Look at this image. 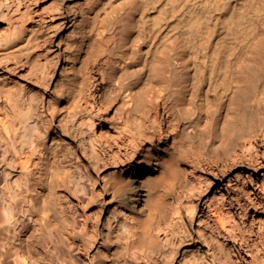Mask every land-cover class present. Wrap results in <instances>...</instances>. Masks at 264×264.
Wrapping results in <instances>:
<instances>
[{
	"label": "bare ground",
	"instance_id": "1",
	"mask_svg": "<svg viewBox=\"0 0 264 264\" xmlns=\"http://www.w3.org/2000/svg\"><path fill=\"white\" fill-rule=\"evenodd\" d=\"M37 2L44 17L28 9L0 34V157H27L21 186L5 177L0 188V224L31 219L0 232V264L170 263L191 234L188 213L197 249L179 264L198 253L203 264H240V253L264 264V184L252 169L260 149L264 157V0H85L69 21L56 0ZM64 20L71 34L49 57ZM60 64L61 94L44 97ZM215 151L253 178L197 216L188 168ZM88 165L110 199L102 248L84 261L65 183L89 197ZM250 208L255 231L234 211L245 218Z\"/></svg>",
	"mask_w": 264,
	"mask_h": 264
},
{
	"label": "rangeland",
	"instance_id": "2",
	"mask_svg": "<svg viewBox=\"0 0 264 264\" xmlns=\"http://www.w3.org/2000/svg\"><path fill=\"white\" fill-rule=\"evenodd\" d=\"M84 1L85 0H64V1L56 0V3L60 4V8L62 9V11L68 14L67 21H69V15L71 16L76 9L74 7L77 6L79 3L82 4ZM16 3L11 4L10 0H0V11L2 12V13L0 12L2 14L1 16L2 18L0 19V32H1L0 34H3L4 30L8 29L7 26L11 25L10 22H12L13 24L14 22L17 21L19 22L20 20L24 19L23 13L28 9L30 10L37 9V13L35 15L44 17L43 5L41 2H37V0H24L21 3H17L19 7H17ZM20 17L22 18L19 19ZM64 21L67 27L61 30L58 29L59 31H57V33H55V35L48 42L51 50V54L49 55V57H54L57 55V52L62 51L63 45H62V41L59 40L60 37L65 39L71 34L70 32L71 29L68 28L70 23L67 22L66 20ZM5 62L6 60L5 61L3 60L0 62V64L1 63L4 64ZM61 66L62 64H60L58 67L53 69L52 78L48 80L47 83L42 87L44 91L42 92L44 94V97L55 96V98H57L61 94V89H55V84L57 83V79L59 78ZM36 93L38 94L40 92H36ZM96 100H98V97ZM115 107H117V105L114 106L112 110L108 111L107 114L110 116L114 114ZM160 113L163 114L162 108L160 110ZM47 114H48L47 118L51 119V116L49 115L50 114L49 110H47ZM95 134L96 136H99L98 128H96ZM165 141L166 143L170 144L171 139ZM156 143H158V141H156ZM75 145L76 148L78 149V152L81 154L80 148L79 146H77V143ZM219 151H215L214 157H211L208 161L199 160V157L197 159L198 156L197 155L194 158L195 160L189 165L190 167L188 168L189 170L188 187L190 188V193H191L190 203H192L195 206V213H197V216L200 215L201 213L200 210L203 207H205L204 206L205 202L214 203L222 198H227V197L231 198L234 192H238L241 186L247 184L249 178H253V174L249 171V169L241 167L238 163H235L234 161L232 162L230 161L228 163L227 160H229V158L223 155L222 153H220ZM261 151L262 150L260 149L259 151L260 156L258 155V157L260 158H257V161L253 163L254 168L252 167V169H255V172L257 173L256 178L258 179V181L264 184V157ZM3 157L2 156L0 157V188L5 185L4 179L5 177H7L9 185L12 186L14 189H17L18 187L21 186L24 177L22 167L27 162V157L26 155L25 156L22 155L20 159L11 160V156L9 155V153H6L5 156ZM88 167L92 173L91 190H93L89 194V197H87L86 199L81 198L79 192L78 193L73 192L72 183L70 181H67V183H65L66 187L70 189L73 198L76 200L79 206V213L77 214V218H78L77 228L78 230L81 231V235H82L81 241L83 244L82 246L83 250L81 251V257L84 259V261L92 260L94 256L98 255L99 249L102 248L100 232L102 230L103 221L106 217V206L103 207L102 200L103 202H105L107 198L110 199L109 196L105 198L104 193L106 192V190L103 187L102 175L95 172L90 165H88ZM1 197L2 196L0 195V200ZM13 203L15 205L20 206L19 199H16V201L15 202L13 201ZM252 210L253 208H250V214L247 217H245L246 218L245 219L241 215H239V211L234 209V211H236L235 213L238 223L243 224L246 221L243 225H246L247 228L251 226L250 228L254 230L255 225L250 224L251 216L253 217V215L255 214V212ZM190 214L188 213V216H186V221L189 223L191 234L187 236L183 244L178 247V253L175 255L173 262L166 264H179L184 261H189L191 259L192 253L195 252L194 251V249L196 248L195 239L197 235L196 221L194 220L193 223H191L190 217H192L191 216L192 214L191 215ZM13 222L14 225L1 223L0 232L4 233L6 232V230H12V228L19 229L25 225L26 227H28L31 222V219L29 220V222H27L25 220V217L22 216L20 213H18V215L14 217ZM247 232H244L245 234L243 235L245 236L243 237L244 239L247 238L249 239L250 237L249 232L248 233ZM205 250L206 248L202 247V251L205 252ZM198 256H199V260L197 261L196 264L205 263V261L202 259L201 253H198ZM242 256H244V254L240 253L238 257V262H240V264H244Z\"/></svg>",
	"mask_w": 264,
	"mask_h": 264
}]
</instances>
